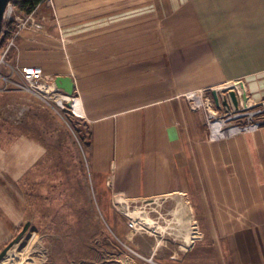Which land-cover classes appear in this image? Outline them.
<instances>
[{
  "label": "crops",
  "instance_id": "crops-1",
  "mask_svg": "<svg viewBox=\"0 0 264 264\" xmlns=\"http://www.w3.org/2000/svg\"><path fill=\"white\" fill-rule=\"evenodd\" d=\"M39 10L44 29L21 32L13 63L73 78L92 172L111 180L112 196L179 199L211 230L194 249L264 264V126L209 140L203 114L181 98L242 75L264 86V0H53ZM227 85L237 84L217 87ZM20 90L0 78L3 96ZM40 155L24 136L0 145V251L28 217L19 182ZM209 261L189 254L174 264Z\"/></svg>",
  "mask_w": 264,
  "mask_h": 264
},
{
  "label": "rangeland",
  "instance_id": "rangeland-1",
  "mask_svg": "<svg viewBox=\"0 0 264 264\" xmlns=\"http://www.w3.org/2000/svg\"><path fill=\"white\" fill-rule=\"evenodd\" d=\"M45 2L52 4L53 0ZM39 19L43 28L33 27V30L44 29L43 19L40 16ZM13 24L16 30L19 23ZM15 43L9 53L10 59L8 57L13 66L12 57L17 56L19 37ZM228 81L237 84L234 89L242 102L241 108L235 110L234 106L233 112L222 104L221 91L217 93L220 99L217 104L212 89ZM198 89H208L205 95L230 127L243 126L242 132H245L264 126V86L260 85L259 77L223 78L218 83L182 94L181 98L188 101L192 111L203 114L211 140L206 120L209 102L198 110L192 106L191 92ZM72 97H75V91ZM72 100L78 111H82L80 100ZM74 111L77 112L68 104L61 107L29 89L7 92L5 96L0 94V145L7 149L24 136L41 147V155L19 182L27 199L28 217L19 225L13 239L27 222L30 226L21 241L10 249L6 259L16 255L14 264H174L189 254L191 258L202 254L205 260H214L210 263L233 264L229 254L224 253L219 259V253L202 252L201 244L194 249L200 231L211 230L205 221L198 219L193 209L190 214L182 201L180 212L168 197L154 199L152 203L121 202L113 197L111 180L108 177L100 179L92 172L89 155L91 124ZM184 196L188 199L187 194ZM143 219L155 221L153 226L158 225V230L145 225ZM258 223L261 225L264 221ZM134 241L139 247L134 246ZM1 262L4 264L3 260Z\"/></svg>",
  "mask_w": 264,
  "mask_h": 264
},
{
  "label": "built area",
  "instance_id": "built-area-1",
  "mask_svg": "<svg viewBox=\"0 0 264 264\" xmlns=\"http://www.w3.org/2000/svg\"><path fill=\"white\" fill-rule=\"evenodd\" d=\"M47 1V0H45ZM49 2H52V0H49ZM40 6H38L34 11H32L29 14H25L22 17L18 14L16 6L12 3L9 2L5 12H4V17L3 21H13V22H18L19 26L15 30L12 38L9 40L5 48H3L1 54H0V78H3L5 80V83L7 85H12L16 89H21V90H26L29 89V91H32L36 95H42L43 97L47 98L49 95H58V97H61V100L54 101L53 102L57 103L61 107L64 106V104H68L69 102H72L76 97L69 96L66 94L64 91L60 90L57 88L55 84V79L53 77L47 76L44 73V70L41 66L38 65H30L28 67L24 68H19L17 66L10 65V62L8 60L10 50L13 49V47L16 46L15 40L16 38L20 37L21 32L24 29H29L35 27L36 29H42L43 25L41 23V20L39 19V15L37 14V9ZM5 67H10L13 70H15L17 75H15L14 78L11 75H3L2 70ZM18 78H20L21 81L18 82ZM227 83V82H226ZM224 83V84H226ZM20 85V86H19ZM216 92L221 91V96L222 98H229V89H234V87H229L228 85L225 87L221 88H212ZM208 89H198L195 90L194 92H191V97L193 98L192 101V106L194 109L198 110L202 105L206 106L208 103V112L206 115V120L207 124L209 126L210 131V139H218V138H224V137H231L234 135H237L242 132L243 126H234L230 127L229 123H225V119L221 118L218 109L215 110V106L213 105V102L211 99H209L208 96L205 95V91ZM49 99V98H47ZM51 100V99H50ZM61 101V102H60ZM73 107L74 106H70ZM75 109V108H74ZM76 110V109H75ZM75 112V114L85 117L84 111H78ZM230 112V111H229ZM230 118V117H229ZM236 125V124H235ZM213 127L216 128V134L219 137H213L214 135V130ZM153 202V201H152ZM149 202V203H152ZM140 222V221H139ZM142 222L145 225H148V220L143 219ZM141 222V223H142ZM154 225V223H153ZM152 225V226H153ZM154 227V226H153ZM155 230V228H154ZM157 231V230H155Z\"/></svg>",
  "mask_w": 264,
  "mask_h": 264
},
{
  "label": "water",
  "instance_id": "water-1",
  "mask_svg": "<svg viewBox=\"0 0 264 264\" xmlns=\"http://www.w3.org/2000/svg\"><path fill=\"white\" fill-rule=\"evenodd\" d=\"M12 0H0V34L2 31V23H3V17H4V12L5 9L8 5L9 2H11ZM55 84L57 86L58 89L64 91L66 94H68L69 96H72L74 94L75 91V83L72 77L69 76H57L55 78ZM213 95L215 97V101L217 102V104H220V99L219 96L217 94L216 91H213ZM229 98H231V100L233 101V103L237 106L238 101H237V97L235 92H229ZM223 105H227L228 106V98L225 97L223 99L222 102ZM68 106H72L71 102L68 103ZM30 226V222H27L22 231H20L18 233V235L13 239V241L11 243H9L6 247H4L1 251H0V262L3 260L4 256L6 254H8L9 250L13 247V245L18 242L21 237L27 232L28 227Z\"/></svg>",
  "mask_w": 264,
  "mask_h": 264
},
{
  "label": "trees",
  "instance_id": "trees-1",
  "mask_svg": "<svg viewBox=\"0 0 264 264\" xmlns=\"http://www.w3.org/2000/svg\"><path fill=\"white\" fill-rule=\"evenodd\" d=\"M11 2L16 6L18 12L24 13L25 15L34 11L38 6L42 5L45 0H12ZM13 23V21H3L2 23V31L0 34V53L15 32ZM75 109L78 110L77 108Z\"/></svg>",
  "mask_w": 264,
  "mask_h": 264
},
{
  "label": "bare ground",
  "instance_id": "bare-ground-1",
  "mask_svg": "<svg viewBox=\"0 0 264 264\" xmlns=\"http://www.w3.org/2000/svg\"><path fill=\"white\" fill-rule=\"evenodd\" d=\"M232 88V87H231ZM235 92V94H236V97H237V101H238V104H237V106L236 105H234L235 106V110H239L240 108H241V100H240V98H239V94H238V92L235 90V89H229V91L228 92ZM217 93H218V91H217ZM47 98H49L48 100L49 101H52V99L54 100V101H58V100H61V97H58V95H49ZM51 99V100H50ZM229 99H231V98H228V106L226 105L225 107H226V109L228 110V111H230V112H233V109H234V107L231 105V103H230V101H229ZM53 102V101H52ZM61 102V101H60ZM71 104L74 106V108H76L77 106L73 103V102H71ZM60 105H61V103H60ZM62 107H64V106H62ZM213 130H214V135L213 136H217V134H215L216 133V128L214 127L213 128ZM219 137V136H218ZM180 206H179V199H178V201H177V205H176V208H177V211H180V208H179ZM139 212V211H138ZM137 212V213H138ZM181 212V211H180ZM135 214V213H134ZM144 214V213H143ZM180 213L178 212V215H179ZM182 214H183V212H182ZM146 215V214H145ZM179 216H181V214L179 215ZM136 217H137V215H136ZM133 218V217H132ZM135 218V217H134ZM142 219V218H141ZM141 219H140V221H141ZM149 219V218H148ZM180 219V218H179ZM184 219H185V217H184ZM159 221V220H158ZM153 222H155V221H153ZM153 222H148V225H150L151 227H152V225H153ZM172 222V221H171ZM138 225V224H137ZM144 225V224H143ZM145 226V225H144ZM139 227V226H138ZM155 227V230H158V225H155L154 226ZM165 227V226H164ZM177 227V226H176ZM175 227V228H176ZM167 230V229H166ZM151 233H153V232H151ZM161 233V232H160ZM26 235V233L21 237V238H23L24 236ZM159 236V235H158ZM21 240H19L18 242H16V243H19ZM15 243V244H16ZM160 243V242H159ZM158 243V244H159ZM179 244V243H178ZM19 245V244H18ZM167 245V244H166ZM158 246V245H157ZM18 247V246H17ZM37 248V247H36ZM37 250V249H36ZM10 251V250H9ZM27 250H25V252H26ZM38 251V250H37ZM40 251V250H39ZM38 251V252H39ZM14 252V251H13ZM17 252V251H16ZM181 252V251H180ZM175 253V252H174ZM28 254V253H27ZM175 255V254H174ZM7 256H8V254H6L5 256H4V258H3V262H4V264H14L15 263V257H17L16 255H14V256H12V257H10V259H6L7 258ZM10 256V255H9ZM33 259V258H32ZM25 260V259H24ZM30 261V260H29ZM27 262V261H26ZM2 263V262H1ZM19 263V262H18ZM24 263H25V261H24ZM29 263V262H28Z\"/></svg>",
  "mask_w": 264,
  "mask_h": 264
}]
</instances>
